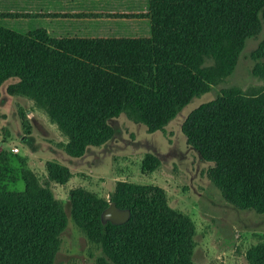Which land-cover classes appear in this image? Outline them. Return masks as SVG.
Returning a JSON list of instances; mask_svg holds the SVG:
<instances>
[{
    "label": "trees",
    "instance_id": "16d2710c",
    "mask_svg": "<svg viewBox=\"0 0 264 264\" xmlns=\"http://www.w3.org/2000/svg\"><path fill=\"white\" fill-rule=\"evenodd\" d=\"M263 15L264 0H0V83L15 77L6 91L43 108L77 156L111 135L107 118L121 111L162 130L230 72ZM254 53L252 72L264 79V30ZM180 130L227 201L264 211L263 87H222L186 112ZM154 162L145 153L141 168ZM46 170L57 182L68 175L60 163ZM22 178L21 189L0 184V264H51L62 210L49 187ZM67 196L73 222L103 253L96 264H194L193 223L160 186L116 181L109 199L129 209L121 222H101L107 201L84 187ZM244 257L264 264V240Z\"/></svg>",
    "mask_w": 264,
    "mask_h": 264
},
{
    "label": "rangeland",
    "instance_id": "374dc122",
    "mask_svg": "<svg viewBox=\"0 0 264 264\" xmlns=\"http://www.w3.org/2000/svg\"><path fill=\"white\" fill-rule=\"evenodd\" d=\"M263 30L264 15L259 30L244 39L230 72L192 96L162 130H147L121 111L107 118L111 135L98 145H86L77 156L64 151L66 137L43 108L27 96L6 91L15 77L0 83V184L21 189L24 174L28 183L33 178L52 190L64 226L56 235L51 264H96L103 253L73 222L67 190L84 187L106 202L116 181L158 185L167 204L189 216L193 223L190 260L194 264H247L246 248L264 240V211L236 207L222 196L207 175L211 162L185 142L180 123L191 107L213 97L222 87L264 88V79L252 72L259 61L254 50ZM22 136L27 137L25 142ZM12 145L19 148L13 154ZM145 153L155 159L149 169L141 168ZM47 163L65 165L66 179L57 182L49 178Z\"/></svg>",
    "mask_w": 264,
    "mask_h": 264
},
{
    "label": "water",
    "instance_id": "95a60500",
    "mask_svg": "<svg viewBox=\"0 0 264 264\" xmlns=\"http://www.w3.org/2000/svg\"><path fill=\"white\" fill-rule=\"evenodd\" d=\"M129 209L126 206H118L113 200L109 199L99 210L98 217L101 222L106 220L110 222H121L128 216Z\"/></svg>",
    "mask_w": 264,
    "mask_h": 264
},
{
    "label": "built area",
    "instance_id": "2783aa9c",
    "mask_svg": "<svg viewBox=\"0 0 264 264\" xmlns=\"http://www.w3.org/2000/svg\"><path fill=\"white\" fill-rule=\"evenodd\" d=\"M10 150L11 152H17L18 151L17 145H12Z\"/></svg>",
    "mask_w": 264,
    "mask_h": 264
},
{
    "label": "crops",
    "instance_id": "0c3cea01",
    "mask_svg": "<svg viewBox=\"0 0 264 264\" xmlns=\"http://www.w3.org/2000/svg\"><path fill=\"white\" fill-rule=\"evenodd\" d=\"M19 149V148H18ZM12 154L15 153V152H11Z\"/></svg>",
    "mask_w": 264,
    "mask_h": 264
}]
</instances>
